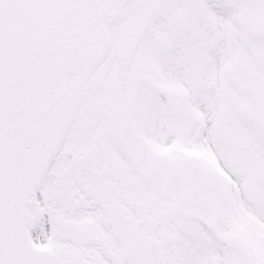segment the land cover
<instances>
[{
    "label": "snow or ice",
    "instance_id": "snow-or-ice-1",
    "mask_svg": "<svg viewBox=\"0 0 264 264\" xmlns=\"http://www.w3.org/2000/svg\"><path fill=\"white\" fill-rule=\"evenodd\" d=\"M0 264H264V0H0Z\"/></svg>",
    "mask_w": 264,
    "mask_h": 264
}]
</instances>
